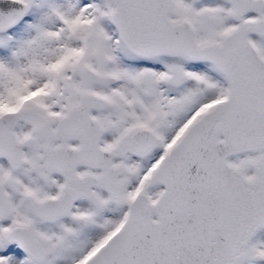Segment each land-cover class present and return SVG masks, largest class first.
Instances as JSON below:
<instances>
[{
  "label": "snow or ice",
  "instance_id": "6c2138e0",
  "mask_svg": "<svg viewBox=\"0 0 264 264\" xmlns=\"http://www.w3.org/2000/svg\"><path fill=\"white\" fill-rule=\"evenodd\" d=\"M0 264H264V0H0Z\"/></svg>",
  "mask_w": 264,
  "mask_h": 264
}]
</instances>
